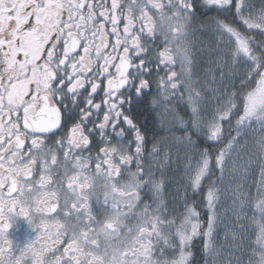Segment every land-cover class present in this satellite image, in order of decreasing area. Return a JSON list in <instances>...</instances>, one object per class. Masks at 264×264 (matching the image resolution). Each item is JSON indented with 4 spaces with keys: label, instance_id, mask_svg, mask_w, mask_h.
Wrapping results in <instances>:
<instances>
[{
    "label": "snow or ice",
    "instance_id": "obj_1",
    "mask_svg": "<svg viewBox=\"0 0 264 264\" xmlns=\"http://www.w3.org/2000/svg\"><path fill=\"white\" fill-rule=\"evenodd\" d=\"M153 86L190 150L171 200L181 161L132 114ZM197 238L204 264H264V0H0V264H195Z\"/></svg>",
    "mask_w": 264,
    "mask_h": 264
},
{
    "label": "flooded vegetation",
    "instance_id": "obj_2",
    "mask_svg": "<svg viewBox=\"0 0 264 264\" xmlns=\"http://www.w3.org/2000/svg\"><path fill=\"white\" fill-rule=\"evenodd\" d=\"M208 15H215V13H208ZM198 20L196 22L195 27V34L192 36V41L195 44L196 41H206L208 42V45L210 48H214L216 46L217 37L214 36L211 31H209L207 28L201 29L199 28L200 21L204 19V17L199 16L198 14ZM253 39L258 40V37L253 33ZM215 41V42H214ZM163 75V73H161ZM252 87H255V83L252 84ZM153 98L156 97V89L155 86L151 89L150 93L142 98H133L132 102V114L137 116L138 120L140 121V126L142 127L143 131L147 133V136L149 140H151L153 137L159 139L160 137L167 136L170 138L171 132L167 130V124L166 122L164 124L161 123L162 120L165 118V114L163 113V105H161V108L154 111L151 107V101ZM191 131V130H190ZM176 135L184 136L185 133L183 130H175L173 131ZM191 136H193V139L199 144L201 147L202 138L199 136H196L191 132ZM170 140V139H169ZM149 147H151V144H149ZM93 153H95V149H93ZM135 169L133 168V171ZM66 184V182H65ZM96 194L100 197V199H103V192L102 190L97 187ZM191 196V192L189 193ZM62 202V201H61ZM94 211L99 212L100 208L98 205H93ZM55 215V214H53ZM98 219L101 217L98 216ZM11 233L10 238L13 239L14 243L18 241H22L24 239V234L27 229V225L23 223V221H20V231H16L15 226L9 230ZM33 236L35 235L34 232L31 233Z\"/></svg>",
    "mask_w": 264,
    "mask_h": 264
},
{
    "label": "rangeland",
    "instance_id": "obj_3",
    "mask_svg": "<svg viewBox=\"0 0 264 264\" xmlns=\"http://www.w3.org/2000/svg\"><path fill=\"white\" fill-rule=\"evenodd\" d=\"M195 45L197 48L198 56L202 55L206 64H213L215 62V60L217 59V57L214 55L215 47L210 48L208 45V42H206V41H196ZM213 70L215 71V68ZM225 71H227V69ZM217 76H219L218 71H217ZM200 78H201V80H203L202 74H201ZM193 134L199 137V135H197L195 132H193ZM172 137H182V136L178 135V134L176 135L174 132H171V136L169 138L170 139L169 143L172 144V148H171L172 159H173V161H176L177 158H179L181 163L179 165L173 163V166H172V172L170 173V176H171L173 183L171 184V186L168 188V190L166 192V199H169V200H171L172 194L175 192V190L181 186L180 181H181V178L183 177L182 167H183V163H184V156H185L186 152H190V150L187 149L185 147V145L180 144V143H173L171 140ZM191 138L193 141H195L193 139V136H191ZM252 179L253 180L259 179V170L258 169L255 170V172L252 176ZM229 182H230V178L226 175L224 178L223 185H220V187L222 188V199L224 197L223 189L227 188ZM181 191H182V189H181ZM228 203L229 202L227 200H224V204L219 208V213L221 215L224 214ZM177 206H179V200L177 202ZM254 236H255V233L253 232L250 236V239H254ZM216 244L218 247H221L224 250L225 254H227V250L231 244V238L229 237L226 239L225 235H224V231L221 230L220 234L218 235V237L216 239Z\"/></svg>",
    "mask_w": 264,
    "mask_h": 264
},
{
    "label": "trees",
    "instance_id": "obj_4",
    "mask_svg": "<svg viewBox=\"0 0 264 264\" xmlns=\"http://www.w3.org/2000/svg\"><path fill=\"white\" fill-rule=\"evenodd\" d=\"M206 146H207L206 144L201 142V147H206ZM205 219H206V216H205ZM202 247H203L202 239L201 238L195 239L193 242V248H192V251L194 253L195 264H204L205 257L201 251Z\"/></svg>",
    "mask_w": 264,
    "mask_h": 264
}]
</instances>
